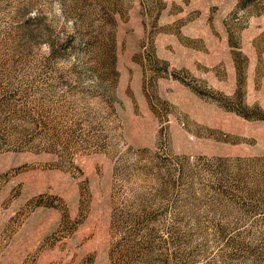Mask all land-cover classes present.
Instances as JSON below:
<instances>
[{
    "label": "rangeland",
    "instance_id": "obj_1",
    "mask_svg": "<svg viewBox=\"0 0 264 264\" xmlns=\"http://www.w3.org/2000/svg\"><path fill=\"white\" fill-rule=\"evenodd\" d=\"M0 264H264V0H0Z\"/></svg>",
    "mask_w": 264,
    "mask_h": 264
}]
</instances>
